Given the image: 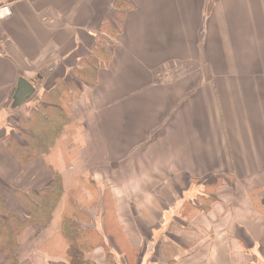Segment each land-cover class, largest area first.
I'll use <instances>...</instances> for the list:
<instances>
[{
    "label": "crops",
    "instance_id": "obj_1",
    "mask_svg": "<svg viewBox=\"0 0 264 264\" xmlns=\"http://www.w3.org/2000/svg\"><path fill=\"white\" fill-rule=\"evenodd\" d=\"M12 1L0 21V190L22 218L20 195L55 174L62 191L50 223L18 235V264L72 261L65 214L81 233L76 261L264 264V0H127L116 35L118 0ZM102 36L113 54L92 83ZM20 78L36 91L13 108ZM57 89L78 96L56 104ZM42 102L68 106L72 124L25 159Z\"/></svg>",
    "mask_w": 264,
    "mask_h": 264
},
{
    "label": "trees",
    "instance_id": "obj_2",
    "mask_svg": "<svg viewBox=\"0 0 264 264\" xmlns=\"http://www.w3.org/2000/svg\"><path fill=\"white\" fill-rule=\"evenodd\" d=\"M129 5L130 3L127 0L116 1L117 23L114 22V35L121 30L120 22L124 19L125 11L130 7ZM100 38V41H109V39L104 36ZM112 46V42L110 43V47H105L99 41L94 45L95 52L86 61V63L92 68V77L89 76V80H91L92 83L96 82L95 73L98 68L106 66L111 60L113 54ZM77 96L78 94L73 95L71 100H74ZM64 97L66 96L64 95L63 90L57 89L51 99H53L55 103H61ZM56 104L49 105L42 102L40 106L31 108V117L27 121L30 124H34L37 131L31 129L32 131L30 133L32 134V137L27 140V145L29 146L32 143V147L20 150L23 158L32 159L36 155H42L47 147H50L51 143L58 138L57 136L59 135L61 128L66 125L65 123L68 118V113L62 105ZM51 107H53L52 110H50ZM10 141L13 146L15 144L14 141L11 138ZM60 186V177L55 174L54 180L50 186L20 195V198L22 199L21 202L24 203L28 210V214L24 218L12 213L10 214L6 203V195L0 190V251L4 256V259L0 264H18L19 243L17 240L18 235L24 227L36 223L43 229V227L50 223L53 217L52 213L59 204V200H61L62 191ZM74 225V220L69 214H65L61 225L63 229H66L64 239L69 243V246L73 248L74 253H80L79 250L82 248V245L79 242L81 241V233ZM75 261L76 256H72V261L70 262L54 260L50 261V264H94L90 260L76 261L77 263Z\"/></svg>",
    "mask_w": 264,
    "mask_h": 264
},
{
    "label": "rangeland",
    "instance_id": "obj_3",
    "mask_svg": "<svg viewBox=\"0 0 264 264\" xmlns=\"http://www.w3.org/2000/svg\"><path fill=\"white\" fill-rule=\"evenodd\" d=\"M104 37H106V38H108L109 39V41H107V40H104V41H100L101 43H102V45H104L105 47H110V43H111V37H109V36H104ZM36 78H33V80L36 82V80H35ZM37 83V82H36ZM76 87H78V85H75ZM79 90V89H78ZM71 91H68V92H65L66 93V96L67 97H64V99L61 101V103H64V101H66V104H68L69 103V101H70V99H71V97L75 94V92L73 91V92H71ZM64 93V94H65ZM64 109H66V111H67V113H68V118H67V120H66V125L65 126H63L62 128H61V131H60V133H62V135L65 133V131H67V130H69V128H70V125L72 124V119H71V116H70V113H69V109H68V106L67 107H64ZM24 110V109H23ZM22 114H25V111H23V112H21ZM24 116V119H25V115H23ZM23 119V118H22ZM26 120V119H25ZM25 120H23L22 121V123H21V125H25V126H27L26 125V123H25ZM15 124V123H14ZM34 125V124H33ZM34 128H35V125H34ZM60 133H59V135L58 136H60ZM57 136V137H58ZM55 142H57L58 141V138L57 139H55L54 140ZM47 248H49V245L47 246ZM46 248V249H47ZM63 251V250H62ZM57 253H58V255H59V253H61V251H57ZM62 254L64 255V256H66V257H68V259L70 258V260L72 259V255L73 256H76V258H77V256H80L81 255V253H80V255L78 254V253H73V252H69V253H67V252H62ZM76 262V261H75ZM77 263V262H76Z\"/></svg>",
    "mask_w": 264,
    "mask_h": 264
},
{
    "label": "water",
    "instance_id": "obj_4",
    "mask_svg": "<svg viewBox=\"0 0 264 264\" xmlns=\"http://www.w3.org/2000/svg\"><path fill=\"white\" fill-rule=\"evenodd\" d=\"M16 87L17 89L13 97V108L22 105L26 101V99L30 98L36 91V88L33 87L32 83L24 78H20Z\"/></svg>",
    "mask_w": 264,
    "mask_h": 264
},
{
    "label": "built area",
    "instance_id": "obj_5",
    "mask_svg": "<svg viewBox=\"0 0 264 264\" xmlns=\"http://www.w3.org/2000/svg\"><path fill=\"white\" fill-rule=\"evenodd\" d=\"M12 0H0V21L12 15Z\"/></svg>",
    "mask_w": 264,
    "mask_h": 264
}]
</instances>
